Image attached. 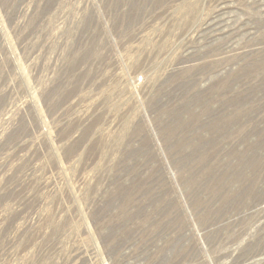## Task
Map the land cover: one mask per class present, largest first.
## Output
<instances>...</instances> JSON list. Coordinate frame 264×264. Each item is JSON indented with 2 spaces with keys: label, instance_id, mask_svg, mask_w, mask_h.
<instances>
[{
  "label": "rangeland",
  "instance_id": "374dc122",
  "mask_svg": "<svg viewBox=\"0 0 264 264\" xmlns=\"http://www.w3.org/2000/svg\"><path fill=\"white\" fill-rule=\"evenodd\" d=\"M0 264H264V0H0Z\"/></svg>",
  "mask_w": 264,
  "mask_h": 264
},
{
  "label": "trees",
  "instance_id": "16d2710c",
  "mask_svg": "<svg viewBox=\"0 0 264 264\" xmlns=\"http://www.w3.org/2000/svg\"><path fill=\"white\" fill-rule=\"evenodd\" d=\"M182 137V134L177 136L175 139L178 141ZM175 141V140H174Z\"/></svg>",
  "mask_w": 264,
  "mask_h": 264
},
{
  "label": "bare ground",
  "instance_id": "6f19581e",
  "mask_svg": "<svg viewBox=\"0 0 264 264\" xmlns=\"http://www.w3.org/2000/svg\"><path fill=\"white\" fill-rule=\"evenodd\" d=\"M217 13H218V12H217ZM221 21H222V20H221ZM218 24H219V23H218ZM223 26H224V25H223ZM223 26H222V27H223ZM215 30H216V29H215ZM259 257H260V256H259Z\"/></svg>",
  "mask_w": 264,
  "mask_h": 264
}]
</instances>
